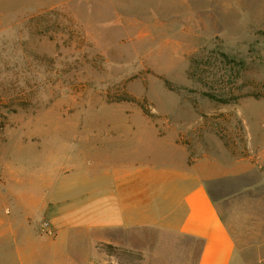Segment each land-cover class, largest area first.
<instances>
[{"label": "rangeland", "instance_id": "1", "mask_svg": "<svg viewBox=\"0 0 264 264\" xmlns=\"http://www.w3.org/2000/svg\"><path fill=\"white\" fill-rule=\"evenodd\" d=\"M4 9L0 190L66 181L90 167L86 155H106L92 145L122 136L140 154L202 162L226 219L264 248V0ZM113 247L102 246L108 264H142ZM250 262L264 264V251Z\"/></svg>", "mask_w": 264, "mask_h": 264}, {"label": "crops", "instance_id": "2", "mask_svg": "<svg viewBox=\"0 0 264 264\" xmlns=\"http://www.w3.org/2000/svg\"><path fill=\"white\" fill-rule=\"evenodd\" d=\"M24 2L3 0V11L37 13L67 0ZM105 140L92 147L106 155H86L90 167L66 181L57 174L45 186L2 187L0 264H108L103 245L140 253L142 264H251L250 254L264 251L226 219L229 200L214 199L202 162Z\"/></svg>", "mask_w": 264, "mask_h": 264}, {"label": "trees", "instance_id": "3", "mask_svg": "<svg viewBox=\"0 0 264 264\" xmlns=\"http://www.w3.org/2000/svg\"><path fill=\"white\" fill-rule=\"evenodd\" d=\"M103 246L108 250V252H113V251L120 250V249L115 248V247L110 246V245H103Z\"/></svg>", "mask_w": 264, "mask_h": 264}]
</instances>
